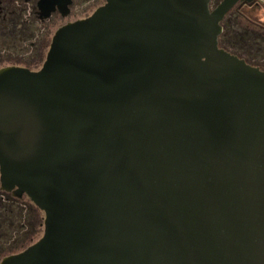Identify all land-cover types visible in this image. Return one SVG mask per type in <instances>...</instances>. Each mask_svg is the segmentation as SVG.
I'll return each mask as SVG.
<instances>
[{
  "label": "water",
  "instance_id": "obj_1",
  "mask_svg": "<svg viewBox=\"0 0 264 264\" xmlns=\"http://www.w3.org/2000/svg\"><path fill=\"white\" fill-rule=\"evenodd\" d=\"M238 1L104 0L0 68L1 186L44 211L0 264H264V68L219 45Z\"/></svg>",
  "mask_w": 264,
  "mask_h": 264
},
{
  "label": "flooded vegetation",
  "instance_id": "obj_2",
  "mask_svg": "<svg viewBox=\"0 0 264 264\" xmlns=\"http://www.w3.org/2000/svg\"><path fill=\"white\" fill-rule=\"evenodd\" d=\"M220 1L210 0L209 4L215 8ZM238 3L252 4L243 0ZM76 6L79 10L83 8L79 16ZM89 9L90 0H0V68L18 66L38 70L56 29L86 17L91 13H86ZM43 229V209L26 193L17 194L13 189L3 188L0 181V262L6 255L37 240Z\"/></svg>",
  "mask_w": 264,
  "mask_h": 264
},
{
  "label": "rangeland",
  "instance_id": "obj_3",
  "mask_svg": "<svg viewBox=\"0 0 264 264\" xmlns=\"http://www.w3.org/2000/svg\"><path fill=\"white\" fill-rule=\"evenodd\" d=\"M103 2L104 0H90V9L86 13L92 12ZM214 6V4L210 5L211 8ZM79 7L76 6L77 16L83 9L79 10ZM225 21H228L227 25ZM221 23L224 32L227 33L223 32L219 35L220 46L238 53L249 63L264 68V0L257 1V4H235L225 14ZM38 236L40 234L35 239Z\"/></svg>",
  "mask_w": 264,
  "mask_h": 264
},
{
  "label": "built area",
  "instance_id": "obj_4",
  "mask_svg": "<svg viewBox=\"0 0 264 264\" xmlns=\"http://www.w3.org/2000/svg\"><path fill=\"white\" fill-rule=\"evenodd\" d=\"M256 1H259V2H260V1H262V0H256Z\"/></svg>",
  "mask_w": 264,
  "mask_h": 264
}]
</instances>
